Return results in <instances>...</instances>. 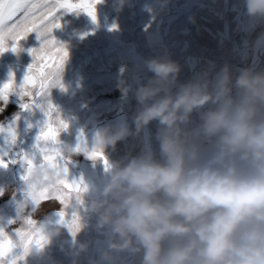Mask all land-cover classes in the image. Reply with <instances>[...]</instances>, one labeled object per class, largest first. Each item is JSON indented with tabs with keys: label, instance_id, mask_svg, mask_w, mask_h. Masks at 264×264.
Masks as SVG:
<instances>
[{
	"label": "clouds",
	"instance_id": "clouds-1",
	"mask_svg": "<svg viewBox=\"0 0 264 264\" xmlns=\"http://www.w3.org/2000/svg\"><path fill=\"white\" fill-rule=\"evenodd\" d=\"M127 3L117 0L118 10ZM245 4L249 15L264 17V0ZM144 63L153 75L135 90V130L122 121L93 140L107 160L104 183L87 204L107 232L101 260L116 264L126 253L139 264H264V69L234 75L227 64L209 66L178 83L181 66L170 57ZM194 113L199 123L191 128ZM152 121L158 156L146 150L109 161V147Z\"/></svg>",
	"mask_w": 264,
	"mask_h": 264
},
{
	"label": "rangeland",
	"instance_id": "rangeland-1",
	"mask_svg": "<svg viewBox=\"0 0 264 264\" xmlns=\"http://www.w3.org/2000/svg\"><path fill=\"white\" fill-rule=\"evenodd\" d=\"M59 15L61 26L50 36L65 45L69 53L60 74L62 87H53L50 95L37 97L27 111L21 107L24 101L16 93L10 94L0 124H13L17 140L10 144L7 134L0 133V156L6 161L27 153L35 154L39 162L36 137L46 117L37 105L46 106L48 101L57 109L54 115L68 124L59 135L57 147L62 152L65 146L74 149L81 140L91 151L101 129L122 121L134 131L133 117L139 107L135 90L153 75L145 66L147 59L168 56L178 62V83L191 80L209 66L219 71L227 64L234 75L242 68L264 69V17L249 15L245 0H128L122 10H118L117 0H102L97 5L96 23L83 12L62 11ZM40 43L36 33H31L20 42V51L9 48L0 53V85L13 75L17 85L22 83L32 63L28 50ZM198 123V114L194 113L190 127ZM157 129L158 121H152L138 136L118 141L114 150L109 147L105 155L109 161L138 156L146 150L158 156ZM64 157L68 179L82 181L87 187L81 194L83 203L74 202V208L71 202L64 208L53 201L37 209L25 197L22 162L0 168V227L10 235L18 228L27 229L24 217L31 215L43 226L49 241L42 249L33 246L19 264H104L101 252L106 247L107 232L87 211L88 201L105 180L103 161L92 160L83 151ZM57 210L67 211L69 219L72 211L79 215L83 227L75 237L58 223ZM11 220L16 223L10 224ZM54 227L61 228L60 234L50 237ZM80 244L87 248L77 255ZM139 260V256L126 253L116 255V264H139Z\"/></svg>",
	"mask_w": 264,
	"mask_h": 264
},
{
	"label": "snow or ice",
	"instance_id": "snow-or-ice-1",
	"mask_svg": "<svg viewBox=\"0 0 264 264\" xmlns=\"http://www.w3.org/2000/svg\"><path fill=\"white\" fill-rule=\"evenodd\" d=\"M102 0H0V53L8 51H20V42L31 33H36L41 40L40 46L29 49L32 63L28 66L22 83L15 82L14 75L0 85V114L6 110L10 94L16 93L24 103L21 107L29 110L36 104L37 97L50 95L53 87H62L60 74L69 53L65 45L58 43L54 36H50L54 29L59 28L60 13L83 12L93 21L97 22V5ZM115 27V26H114ZM50 37V38H48ZM44 38V39H41ZM27 98V102L25 101ZM41 107L46 120L36 137L35 148L39 153V162L36 155L22 153L18 159L6 161L0 156V168H7L9 163L22 162L25 172L21 179L26 183L25 197L39 209L44 203L58 201L67 208L69 202L72 208L75 203L82 204L81 194L87 191L82 181L69 180L67 159L64 157L59 145V135L68 128V124L59 117L56 107L49 101ZM18 119V117L16 118ZM0 133L7 134V141L14 144L17 140L16 129L13 124L5 127L0 124ZM75 152L83 151L92 160H102L107 165L103 153L93 148L88 150L86 143L81 140L74 148ZM0 195L3 191L0 190ZM23 208V205H21ZM58 223L67 227L75 236L81 228L80 217L72 211L57 210ZM15 224V220L9 221ZM27 229H16L9 234L4 227H0V264H19L33 246L42 249L49 242L43 226L31 215L24 217ZM21 250L20 254L16 250Z\"/></svg>",
	"mask_w": 264,
	"mask_h": 264
},
{
	"label": "bare ground",
	"instance_id": "bare-ground-1",
	"mask_svg": "<svg viewBox=\"0 0 264 264\" xmlns=\"http://www.w3.org/2000/svg\"><path fill=\"white\" fill-rule=\"evenodd\" d=\"M75 97V96H74ZM119 99V98H118ZM49 102V101H48ZM102 122V121H101ZM1 213V212H0ZM6 222V221H5Z\"/></svg>",
	"mask_w": 264,
	"mask_h": 264
}]
</instances>
